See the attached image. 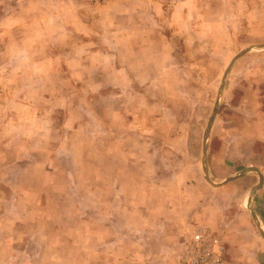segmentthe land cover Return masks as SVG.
Listing matches in <instances>:
<instances>
[{
	"label": "crops",
	"instance_id": "0c3cea01",
	"mask_svg": "<svg viewBox=\"0 0 264 264\" xmlns=\"http://www.w3.org/2000/svg\"><path fill=\"white\" fill-rule=\"evenodd\" d=\"M14 1L13 12L4 13L0 19V86L9 70L13 75L9 81L13 89L9 105L17 127L14 139H22L21 123L35 122L40 104L36 99L44 104L60 102L61 117L78 110L87 119L86 123H80V118L70 120V130L84 139L101 140L108 148L103 154L122 161L120 166L113 163L106 168L120 177V186L132 183L134 193L117 196L124 208L125 214L117 217L126 218L122 224L128 233L126 241L108 246V264H178L176 251L182 250L183 237L189 233L191 236L195 226L216 235L227 252H238L236 260L229 261L226 256V264H264V45L237 59L240 70L235 63L229 70L226 102L237 104L225 110L235 109L239 121L237 127L231 126L227 120L232 119L229 111L224 114L227 119L218 120L221 130L209 132L207 168L211 180H199L197 176L187 179L185 171L191 169V163L176 168L173 160V168L167 165L164 154L169 152L175 157L176 148H167L163 141L157 147L161 150V166L160 162L127 160L131 154L151 152L144 139L154 138L155 134L138 133L135 116L141 114L144 118L143 108L149 104L161 105V91H169L170 96L181 91V82L175 75L192 71H186L183 57L189 67H197L198 59L210 65L217 58L215 46L219 44L227 45L242 36V42L264 44V0H97L77 11L65 0ZM9 7L4 4L2 13ZM236 7L237 15L231 12ZM10 43L12 51L7 50ZM219 58L229 60L231 56L228 53ZM7 59L13 62L9 67L5 66ZM189 87L198 90L197 83ZM174 94L169 99H175ZM70 102L79 104L70 109ZM55 113L49 116L55 117ZM156 134L158 139H169L172 144L182 138L175 132ZM27 135L31 139L33 134ZM4 137H8L5 130L0 132V140ZM69 137H75L74 132ZM98 151L102 156V150ZM147 168L161 170V174L149 179L142 173ZM199 169L196 166L195 173ZM129 170L135 172L133 182ZM203 174L206 176V171ZM123 177L125 181H121ZM229 178L234 179L223 182ZM69 182L68 179L66 184ZM10 183V187L31 188L38 181L12 178ZM1 186H6L4 178L0 179ZM148 187L159 193H149ZM235 190L240 194L238 198L231 195ZM11 191L16 204L18 194ZM199 191L211 194L208 199L213 198L212 205L206 203L208 199L199 203L206 194L196 200ZM217 193L229 205L220 208L215 222L208 211L215 210ZM228 194L232 198H227ZM6 198L0 195V205L7 203ZM219 204L220 200L216 210ZM9 211L0 213V264H51L63 259L69 264L70 260L85 264L90 245L80 243L78 231L83 226L80 232L86 237L84 218L77 222L78 244L71 257L64 252L70 244H60L62 254L55 255L47 239L45 252L37 250L38 227L31 224L47 214L39 216L31 209ZM145 227L152 228L150 235ZM73 231L70 227L67 230ZM65 233L56 236L62 238ZM22 243L27 245L20 247ZM31 244L36 248L35 256L28 253ZM117 257L122 260L117 261Z\"/></svg>",
	"mask_w": 264,
	"mask_h": 264
},
{
	"label": "rangeland",
	"instance_id": "374dc122",
	"mask_svg": "<svg viewBox=\"0 0 264 264\" xmlns=\"http://www.w3.org/2000/svg\"><path fill=\"white\" fill-rule=\"evenodd\" d=\"M65 1L71 6L73 11H77L79 8L85 10L86 4L97 0ZM4 4L10 7L9 10L2 13L1 8ZM14 7V0H0V19L4 16V13L9 11L12 13ZM231 12L237 15V7L231 10ZM243 37H238L237 41H232L227 45L219 44L215 46V55H217V58H214L210 65H206L205 62L207 60L198 59L196 62L197 67H194V65L189 67L188 64L185 65V61L187 60L183 57V65L186 67V71L188 69L192 71H184L180 75H175L176 80L178 78L181 82V91L177 90L173 92V94L175 93V99H169L173 95L170 96L169 91H161V105L149 104L143 108L144 118L141 119V114L135 116V127L138 133L154 132L155 134L154 138L145 137L144 139L147 147H150L151 152L148 154L143 153L140 156L131 154L127 160L133 162L140 160V163L160 162L161 166V150H158L157 147L163 141L166 142L164 144H166L165 146L167 148L174 146L176 148V152H174L175 157L169 152L164 154L163 158L167 165L171 164L170 167L173 168V160L176 168L185 165L189 166V163H191V169L185 171L187 173V179L196 176L199 180L203 181L210 179L207 168V147L209 139L205 143L208 127L209 132L212 130L220 131L221 126L219 124L221 123L218 120L223 122V119H227L224 117V114H229L227 113L229 111H232V119H227L230 121V125L237 127V121H239L235 109L225 110L237 104V102H226L229 73L225 77L224 83H222L225 71L235 56L249 48L253 51L260 45H264L242 42L241 39ZM202 46L205 47L203 43ZM7 47V50L12 51L13 44L10 43ZM228 53L231 56L229 60L219 58L222 54ZM192 63H194V60H192ZM234 63L235 67L239 68L240 65L237 63V60ZM12 64L13 62L10 59H7L5 62V66L8 67ZM4 78L5 82L0 86V132L5 130L8 137L0 140V179L4 178L6 180V186L0 187V195L2 197L7 195V203L4 206L0 205L1 209L4 208L1 212L5 211L8 213L13 208L22 211L31 209L33 212H39V216L40 213L47 214L48 217L46 218H35L36 220L31 226H37L39 237H42L41 240L37 237V250L39 251L42 248L45 252L47 239L48 245L53 244L55 255L62 254L58 247H61L60 244H70V247H66L64 252L70 254V256L75 254L74 250L77 249L76 245L78 244V232H76L78 229L77 222L79 219L84 218L86 221V237L84 238L80 232L83 226L78 231L80 243L90 245V247L87 246L89 250L85 252V264H108L109 254L111 255L108 246L115 244L117 241L125 242L126 235L128 234L122 225L123 221H126V218L124 216L122 218L117 217L125 214L123 212V204L119 202L117 196H130L131 193H134L132 183H128L127 187L120 186V182H118L120 177H117L115 171H110V168H106L107 165L112 166L113 163L115 164L114 166H120L121 159L104 155L103 151L108 148L103 146L104 143L101 140L97 139L94 142L92 139H84L76 131L70 130L73 128L69 122L70 120H78L80 118V123H86L87 119L82 118L78 110L70 112L69 117H61L59 113L60 102H46L44 104L43 100L36 99L35 102L41 105L39 104V107H36L35 122L21 123L20 131L22 139L15 140L13 135L16 134L15 129L17 127L13 123L14 120L12 119L9 105V99L13 94L12 85L9 81L13 79V75H10L9 70H7V73H4ZM195 83L198 86L197 91L192 89L193 87H189L190 84L194 85ZM207 83L208 86L213 88H206ZM163 98L172 102H163ZM234 98L236 99L237 96L235 95ZM78 104L79 102H70V109H73V106H78ZM52 111H56L55 117L54 114L49 116ZM214 111L215 116L212 118ZM138 113H141V108L138 110ZM218 115L220 117L217 119L216 117ZM72 132H74L75 137H69ZM118 132L119 130H117ZM167 132L180 133L182 138L176 139V143L172 144L169 139L162 140L156 137V133L164 134ZM30 133L33 134L31 139L27 137V134ZM113 134L115 133L113 132ZM195 144H197V149H194ZM75 147H78L79 150ZM99 149L102 150V156H99ZM83 150H86L85 153L82 152ZM170 150L173 152L172 149ZM193 161L196 164H193ZM196 166L200 169L198 172L196 170L195 173L194 168ZM204 168H206V176L203 174ZM132 171H128L131 173L129 178L131 182H133L132 179L135 174ZM142 173L147 178L152 179L156 174H161V170L147 168L142 170ZM12 178L19 181L24 180L28 183L37 180L38 184L37 186L32 185L31 188L29 186L10 187V180ZM97 178L101 180L97 181ZM68 179L70 181L69 185L66 184ZM121 181H125V177ZM11 189L16 190L18 194L16 204L13 203L14 192ZM153 189V187H148L147 191L149 193H159L158 191L153 192ZM198 194L199 197H197V193L195 194L196 200L197 198L203 197L204 194L207 195L204 200L199 199L200 204L205 202V199H208L211 195L209 192L206 193L204 191L203 193L199 191ZM238 194L237 190L231 193L236 198H238ZM231 195L228 194L227 198H232ZM220 196L221 193L214 194L213 207L215 210H211L212 212L208 211V214L212 216L211 219H215V222L217 221L216 216H219L221 213L220 208L229 205L228 202L222 201ZM51 198L53 201H51ZM116 199L119 204L116 202ZM212 199H208L206 203L212 205ZM219 200L222 204H219L220 207L218 206L219 209L216 210L215 205ZM231 211L233 212V210ZM52 214H56L55 218L53 216L51 217ZM71 217L73 219L69 220ZM69 227L74 231L67 232ZM151 229H146L145 227L148 233L147 235L151 234ZM189 229L192 230V228ZM64 232L66 233L62 238L56 236V234ZM185 235L186 237H183L182 240V244L185 241V245L182 250L176 251L175 259L178 264H181L179 255L183 252L190 239V233ZM22 244L20 247L27 245V243ZM104 245L107 247L104 248ZM99 246L101 247L99 248ZM94 248H99L100 250L97 251ZM35 249L33 244L29 245L28 253L35 256ZM25 252L27 251L25 250ZM256 254H259V252H256ZM262 254L264 255V251H262ZM226 256L229 258V261L236 260L238 252H227L226 249H223V258H226ZM254 256L257 257V255ZM14 258L20 257L14 256ZM24 258L21 257L20 259ZM116 259L117 261L122 260L119 257ZM58 263L69 264V261L63 259V261L59 260ZM58 263L55 261V263L51 264ZM70 264L77 263L70 260Z\"/></svg>",
	"mask_w": 264,
	"mask_h": 264
},
{
	"label": "built area",
	"instance_id": "2783aa9c",
	"mask_svg": "<svg viewBox=\"0 0 264 264\" xmlns=\"http://www.w3.org/2000/svg\"><path fill=\"white\" fill-rule=\"evenodd\" d=\"M179 259L181 264H226L218 237L198 226L193 228Z\"/></svg>",
	"mask_w": 264,
	"mask_h": 264
},
{
	"label": "water",
	"instance_id": "95a60500",
	"mask_svg": "<svg viewBox=\"0 0 264 264\" xmlns=\"http://www.w3.org/2000/svg\"><path fill=\"white\" fill-rule=\"evenodd\" d=\"M249 50H250V48L247 49V50H245L244 52H241L240 54H238L237 56H235V57L233 58V60L231 61V63L229 64L228 68H227L226 71H225L224 78L222 79V83H224V79H225V77L227 76V74L229 73V70H230V68L232 67L233 63H234L239 57H241L245 52H248ZM214 116H215V111H214L213 114H212V118H214ZM208 135H209V127H208L207 134H206V137H205V143H206V141H207V139H208ZM205 171H206V168H204V172H205ZM236 177H237V176H236ZM232 179H234V178L226 179V180L223 181V182H228V181H230V180H232ZM261 182H262V178H261V176H260L259 185L261 184Z\"/></svg>",
	"mask_w": 264,
	"mask_h": 264
}]
</instances>
